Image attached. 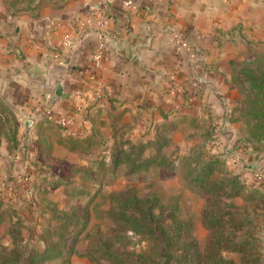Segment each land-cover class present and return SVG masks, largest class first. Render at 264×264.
Here are the masks:
<instances>
[{"label":"crops","instance_id":"crops-1","mask_svg":"<svg viewBox=\"0 0 264 264\" xmlns=\"http://www.w3.org/2000/svg\"><path fill=\"white\" fill-rule=\"evenodd\" d=\"M124 1L19 0L14 9L0 0V162L21 151L40 167L59 149L106 153L120 139H167L163 149L181 156L191 135L238 113L233 68L264 44V0ZM86 17L92 25L80 24ZM64 32L74 38L65 49ZM60 113L74 119L68 130ZM38 138L52 146L42 159Z\"/></svg>","mask_w":264,"mask_h":264},{"label":"trees","instance_id":"trees-1","mask_svg":"<svg viewBox=\"0 0 264 264\" xmlns=\"http://www.w3.org/2000/svg\"><path fill=\"white\" fill-rule=\"evenodd\" d=\"M10 2L14 9H20L16 5L19 0ZM233 81L245 96L243 108H237V119L246 126L242 140L260 150L264 145V56L236 64ZM82 140L72 139V148L84 145ZM44 141L37 139V159L52 152L51 144L44 145ZM124 141L128 147L118 144L112 150V167L123 164L125 172L133 175L177 164L186 183L205 193L202 220L208 236L203 245L193 234L191 218L176 202L165 201L155 192L142 194L134 187H125L109 194V207L102 213L94 201L97 188L82 206L42 209L43 222H10L9 241L5 243L0 236V264H68L74 254L88 257L93 264H263L257 223L235 208L230 198L242 195L247 202L264 205V187L246 188L235 175L216 177L218 158L206 157L201 151L181 156L168 153L163 149L167 139ZM57 176L55 185L65 181V176ZM80 177L102 184L91 174ZM91 211L102 221L91 223ZM4 213L7 209L1 207L0 224ZM83 236L86 245L79 251L77 244ZM228 252L238 253V260Z\"/></svg>","mask_w":264,"mask_h":264},{"label":"rangeland","instance_id":"rangeland-1","mask_svg":"<svg viewBox=\"0 0 264 264\" xmlns=\"http://www.w3.org/2000/svg\"><path fill=\"white\" fill-rule=\"evenodd\" d=\"M256 56H264V44L253 46L251 53L247 54L245 59L251 60ZM238 92L235 107L241 110L245 96L240 91ZM221 107L223 111L224 105L221 104ZM237 116V110L234 116H225V118L217 116L214 119L216 123L210 126L207 134L204 132L205 136L191 135V139L180 145L181 151L194 155L201 151L206 157L218 158V168L214 172L216 177L222 174L235 175L246 188L251 185L264 187V145L260 146V150H256L254 144L245 145L242 139L246 134V126L242 120L237 119ZM206 136L207 140H205ZM119 144L122 147H128V143L122 139ZM13 147L15 149V146ZM166 149L170 153L172 148L168 146ZM112 150L105 153L100 151L99 146H94L92 150L86 152L77 149L66 153L59 149L55 151L59 160L48 158V162L40 167L36 165L30 167L29 161L23 160L21 151L16 153V157H19L13 159L9 166L5 165L4 160L1 159L0 200L3 204H0V208L4 207L8 212L4 213V221L0 224L1 239L5 243L9 241L7 234L9 223L17 219L23 220L25 225H30L36 220L43 222L42 209L48 210L51 206L58 209H66L72 205L82 206L88 195L98 188L94 201L97 203L98 211L103 213L109 207L111 192L125 187H134L139 193L155 192L165 201L176 202L183 214L191 218L193 234L203 245L208 236V228L202 220L205 193L186 183L182 168L175 164L171 168L160 166L133 175L128 174L123 164L112 167ZM147 150L151 151V149H146L145 152ZM85 159L90 160L89 163L82 164ZM32 171L36 176L25 180ZM55 173L65 176V181L55 185L54 183L58 180ZM87 174L96 178V182L101 180L102 184H94L88 177H80ZM257 175H261V181L256 182ZM230 200L235 208L250 216L257 223L261 259L264 261V205L247 202L242 195L233 196ZM101 221L91 211V223ZM86 241L83 236L78 242L79 251L84 249ZM227 255L236 261L239 258L238 253L228 252ZM68 264L93 263L86 256L74 254Z\"/></svg>","mask_w":264,"mask_h":264},{"label":"built area","instance_id":"built-area-1","mask_svg":"<svg viewBox=\"0 0 264 264\" xmlns=\"http://www.w3.org/2000/svg\"><path fill=\"white\" fill-rule=\"evenodd\" d=\"M124 3L127 4L128 6H131L133 5V0H125ZM92 23H93V19L91 17H86L84 18V20H80L81 25L88 26V25H92ZM73 43H74V38L72 34L70 32H64L61 40L62 47L64 49L68 48ZM103 54H104V42L103 40L100 39L95 47V50L92 53V60L96 65L101 61ZM54 120L63 130H68L74 124L73 117L65 113L58 114L57 116L54 117ZM260 179H262L261 175H257L256 182L261 181Z\"/></svg>","mask_w":264,"mask_h":264},{"label":"water","instance_id":"water-1","mask_svg":"<svg viewBox=\"0 0 264 264\" xmlns=\"http://www.w3.org/2000/svg\"><path fill=\"white\" fill-rule=\"evenodd\" d=\"M61 90H62V83H59L56 87L55 93L57 95L61 94Z\"/></svg>","mask_w":264,"mask_h":264}]
</instances>
